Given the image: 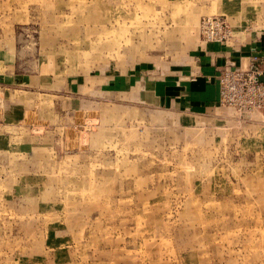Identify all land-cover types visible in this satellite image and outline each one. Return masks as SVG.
Returning a JSON list of instances; mask_svg holds the SVG:
<instances>
[{"label":"rangeland","instance_id":"rangeland-1","mask_svg":"<svg viewBox=\"0 0 264 264\" xmlns=\"http://www.w3.org/2000/svg\"><path fill=\"white\" fill-rule=\"evenodd\" d=\"M230 7L264 15L0 0V264H264V111L182 121L125 81L177 63Z\"/></svg>","mask_w":264,"mask_h":264},{"label":"crops","instance_id":"crops-1","mask_svg":"<svg viewBox=\"0 0 264 264\" xmlns=\"http://www.w3.org/2000/svg\"><path fill=\"white\" fill-rule=\"evenodd\" d=\"M230 8L224 11L234 29L229 42L208 43L199 39L181 60L164 66L160 72L156 70V75L147 68L131 72L125 79L131 92L142 85L134 92L141 102L174 113L182 121L185 118L198 123L208 116L212 120L219 117L223 111L219 104L220 69L229 63L248 69L252 58L258 56L264 70V15L261 23L243 24L245 20L230 12L234 7Z\"/></svg>","mask_w":264,"mask_h":264},{"label":"built area","instance_id":"built-area-1","mask_svg":"<svg viewBox=\"0 0 264 264\" xmlns=\"http://www.w3.org/2000/svg\"><path fill=\"white\" fill-rule=\"evenodd\" d=\"M200 38L208 43H227L234 29L223 16L207 17L200 24ZM261 58H252L248 69L229 63L218 75L219 104L236 112L264 111V70Z\"/></svg>","mask_w":264,"mask_h":264},{"label":"bare ground","instance_id":"bare-ground-1","mask_svg":"<svg viewBox=\"0 0 264 264\" xmlns=\"http://www.w3.org/2000/svg\"><path fill=\"white\" fill-rule=\"evenodd\" d=\"M213 17H215V16H213ZM205 18H207V17H204L203 19H205ZM226 18H227V17H226ZM203 19H201V21H200V23H199V35L201 34L200 24H201V22H202ZM200 39H201V38H200Z\"/></svg>","mask_w":264,"mask_h":264}]
</instances>
